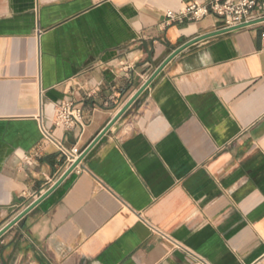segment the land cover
<instances>
[{
  "label": "crops",
  "instance_id": "obj_1",
  "mask_svg": "<svg viewBox=\"0 0 264 264\" xmlns=\"http://www.w3.org/2000/svg\"><path fill=\"white\" fill-rule=\"evenodd\" d=\"M208 1L0 0V232L173 52L221 30L167 23ZM263 36L264 22L173 59L0 238V264H264ZM64 102L82 112L70 130Z\"/></svg>",
  "mask_w": 264,
  "mask_h": 264
},
{
  "label": "built area",
  "instance_id": "obj_2",
  "mask_svg": "<svg viewBox=\"0 0 264 264\" xmlns=\"http://www.w3.org/2000/svg\"><path fill=\"white\" fill-rule=\"evenodd\" d=\"M207 17L214 18L222 29L234 28L250 22L264 19V0H209L206 4H190L179 12H166L167 23L198 22ZM264 40V36H263ZM81 110L72 103L64 102L57 107L56 126L70 130L76 122H80ZM45 138L54 143L58 149L65 152L63 146L55 141L51 135L45 132ZM190 264H209L206 259L193 253Z\"/></svg>",
  "mask_w": 264,
  "mask_h": 264
},
{
  "label": "water",
  "instance_id": "obj_3",
  "mask_svg": "<svg viewBox=\"0 0 264 264\" xmlns=\"http://www.w3.org/2000/svg\"><path fill=\"white\" fill-rule=\"evenodd\" d=\"M264 22V19L257 20L254 22H250L244 25H240L234 28L222 29L211 34H207L204 36H200L194 40H191L181 46L178 50L173 52L162 64L157 68V70L153 73L151 78L139 89V91L133 96V98L123 107V109L119 112V114L108 124V126L101 132V134L94 140V142L86 149V151L74 162L71 168L66 172L62 178L53 186L51 190L42 195L36 202H34L31 206H29L24 212H22L12 223H10L5 229L0 232V238L10 230L14 225H16L19 221H21L24 217H26L32 210H34L39 204H41L47 197H49L63 182L64 180L71 174L75 168L82 162V160L86 157V155L94 148V146L107 134V132L113 127V125L130 109V107L138 100V98L149 88V86L157 79V77L162 73L165 67L175 59L180 53L184 50L192 47L193 45L202 42L204 40L220 36L226 33L234 32L243 28H247L250 26H254Z\"/></svg>",
  "mask_w": 264,
  "mask_h": 264
}]
</instances>
